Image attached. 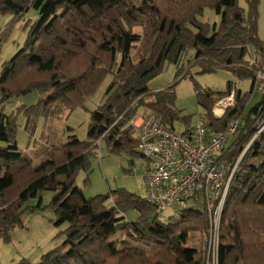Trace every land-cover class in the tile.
I'll use <instances>...</instances> for the list:
<instances>
[{
  "label": "trees",
  "instance_id": "trees-1",
  "mask_svg": "<svg viewBox=\"0 0 264 264\" xmlns=\"http://www.w3.org/2000/svg\"><path fill=\"white\" fill-rule=\"evenodd\" d=\"M258 1L246 0L244 9L238 0H0V13L11 14L15 22L24 19L29 8L37 11L34 20L23 24V45L0 68V238L8 241L11 230L25 226L27 211L46 206L53 209L56 225L66 224L57 234L63 237L60 244L39 261L21 258L16 264H203L201 251H190L182 243L189 232L208 226L207 215L197 206L161 219L145 197L124 188L86 197L76 184L101 140L108 152L141 156L129 123L135 115L153 111L175 129V86L194 66L196 74L225 69L237 79L250 80L244 93L231 81L223 90L203 88L195 80L193 86L211 132L222 130L232 118L243 119L219 158L236 160L250 142L229 183L220 218L218 264H264V129L254 137L264 122ZM205 8L218 16L217 23L199 19ZM5 33L0 32V46ZM189 51L191 56L181 63ZM251 51L253 59L248 60ZM170 63L177 66L174 80L150 88L149 80ZM107 75L112 78L102 102L89 111L85 140L71 134L37 164L21 155L15 116L4 112L5 101L40 94L24 107L27 117L54 102L75 108ZM231 92L233 105L215 117L213 106ZM253 96L259 99L249 107ZM185 124V129L191 125ZM83 182L89 183L88 175ZM44 191L52 192L47 205H42ZM31 199L35 204H28ZM129 210L138 213L136 220L125 219ZM117 233L131 244L119 246Z\"/></svg>",
  "mask_w": 264,
  "mask_h": 264
},
{
  "label": "rangeland",
  "instance_id": "rangeland-1",
  "mask_svg": "<svg viewBox=\"0 0 264 264\" xmlns=\"http://www.w3.org/2000/svg\"><path fill=\"white\" fill-rule=\"evenodd\" d=\"M135 1L139 3L142 0ZM238 3L244 9L247 8L246 0H238ZM257 10L258 35L264 42V0L258 1ZM36 17L37 11L33 8H29L25 12L24 19L16 22L12 21L11 14L0 13V32L6 29L5 39L0 46V68L1 64L23 45L27 32L26 28H23L25 21L28 19L34 20ZM199 19L209 24L218 22V16L209 8L204 9ZM133 30L141 31L139 27H134ZM191 54L192 51H189L187 54L182 55L181 63H185V60ZM135 58L136 51L133 52V59ZM247 59H253L252 51ZM176 69L175 64H167L161 73L149 80L148 86L152 89H159L169 84L175 78ZM189 71L188 75L175 86V108L178 111L179 118L174 122V127L177 131L185 128V122L193 124L199 116L204 114V110L195 100L193 80L201 87L212 90L225 89L228 81H231L234 87L241 90L242 93L250 88V80L237 79L229 70L219 69L211 73L196 74L198 67L194 66ZM189 74L192 75V78L189 77ZM260 76L262 77L264 74H260ZM111 78L112 75H107L96 91L84 100L82 106L75 108L67 107L60 102H54L44 112L27 117L24 114V107L35 103L41 96L40 94L34 92L11 97L5 101L3 103L4 112L15 116V140L21 155L32 159L33 163L37 164L48 156L50 149L65 142L69 135L74 134L78 139L85 140L89 111L102 102L103 93ZM250 99L249 107L259 99V96H253ZM138 111V113H141L143 108L140 107ZM241 120L243 124V119L241 118ZM145 170L146 161L143 157L139 155L130 157L124 152H108L105 142L101 140L95 150V155L90 157L88 171L80 170L78 172L76 184L81 187L86 197L103 194L118 187L145 197ZM86 175L89 177V183L83 182ZM51 195V191L42 193V205L49 203ZM35 202L36 199H31L28 204H35ZM109 202L107 200V203ZM173 214L174 212L171 209L158 211V216L161 219H167ZM137 216L138 213L135 210H129L125 214V219L134 221ZM55 220V213L49 206L33 212L27 211L25 226L11 230L8 241H3L0 238V264H16L21 258H27L31 262L39 261L41 254L60 244L63 239L62 235L57 236V234L65 228L66 224L56 225ZM200 232H189V235L183 238V245L190 251L199 248ZM114 240L119 246L131 244V239L123 233H117Z\"/></svg>",
  "mask_w": 264,
  "mask_h": 264
},
{
  "label": "built area",
  "instance_id": "built-area-1",
  "mask_svg": "<svg viewBox=\"0 0 264 264\" xmlns=\"http://www.w3.org/2000/svg\"><path fill=\"white\" fill-rule=\"evenodd\" d=\"M233 103L231 92L215 103L212 114L220 117ZM129 123L135 130L138 152L146 161L147 202L159 211L179 213L191 206L204 211L208 226L200 232L199 250L203 264H218L220 218L229 183L250 142L236 160L219 156L241 127V118L230 119L217 133L211 132L208 119L202 115L181 131L167 127L150 110L135 115ZM263 129L264 122L254 137Z\"/></svg>",
  "mask_w": 264,
  "mask_h": 264
},
{
  "label": "crops",
  "instance_id": "crops-1",
  "mask_svg": "<svg viewBox=\"0 0 264 264\" xmlns=\"http://www.w3.org/2000/svg\"><path fill=\"white\" fill-rule=\"evenodd\" d=\"M189 235V233L187 234V236ZM199 248H200V242H199ZM199 248L198 249H196L197 250V253H198V250H199Z\"/></svg>",
  "mask_w": 264,
  "mask_h": 264
}]
</instances>
